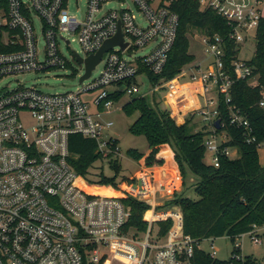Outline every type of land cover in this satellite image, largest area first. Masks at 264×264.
<instances>
[{"label":"built area","instance_id":"built-area-1","mask_svg":"<svg viewBox=\"0 0 264 264\" xmlns=\"http://www.w3.org/2000/svg\"><path fill=\"white\" fill-rule=\"evenodd\" d=\"M173 1L87 0L84 13L77 16L69 11L70 0H0L1 37L7 45L17 48L0 52V264H84L85 257L95 264H194L200 243L184 233L179 206L164 209L167 201L163 197L177 188L166 185L164 172L143 168L129 187L107 194L89 189L87 180L68 161L72 134L94 140L102 159L119 156L118 139L107 134L114 122L102 116L117 108L118 95L133 97L139 93L136 77L140 62L155 74L162 73L180 23L179 14L170 8ZM111 2H118L120 8H107ZM200 3L203 8H213L233 26L231 37L240 51L249 32L258 28L263 17L260 4L264 0ZM34 16L41 23L43 46ZM119 28L126 46L117 44L104 52L96 66H103L100 76L85 86L80 83L76 91L48 93L35 86L1 85L10 76L72 66L60 42L69 47L77 40L83 54L73 51L74 58L77 60V54L86 58L114 37ZM202 43L212 61L207 72L200 69L199 75H192L190 80L201 83L205 102L198 110L209 130L205 145L212 154V164L218 167L221 154L233 158L232 150L238 151L224 146L230 141L226 132H217L219 96L224 95L229 103L234 80L249 79L254 70L250 60L238 54L233 61V79L226 69L223 39L203 35ZM147 47L146 54L134 55L136 50ZM81 64L84 75L85 66ZM186 75L188 70L184 69L172 79H162L150 93L167 91L168 96L173 81L180 84ZM111 86L116 89L110 91ZM212 89L217 92L216 100L206 96ZM84 93L93 95L96 112H91ZM184 97L179 94L174 102ZM259 104L264 107V94ZM230 113L232 123L244 127L247 140L254 141L249 118L236 106H230ZM26 116L32 120L30 123ZM127 195L150 205L144 213L148 229L141 235L125 230L131 214L122 199ZM162 199L164 204L160 203ZM169 218L173 226L161 239L153 226ZM177 218L180 224L174 231ZM246 233L252 235L255 244L264 242V226L254 225ZM235 247L238 252L234 257L243 259L241 244L235 241ZM217 252L214 249L210 255L216 258Z\"/></svg>","mask_w":264,"mask_h":264},{"label":"trees","instance_id":"trees-1","mask_svg":"<svg viewBox=\"0 0 264 264\" xmlns=\"http://www.w3.org/2000/svg\"><path fill=\"white\" fill-rule=\"evenodd\" d=\"M170 8L179 14V28L175 44L169 53L167 64L162 73L155 74L140 62L139 73H146L153 85L162 79L176 77L190 64L196 55L191 53V35L194 30L203 35H219L224 42L226 69L233 79V61L240 52L239 45L231 37L233 26L213 8H203L200 0H174ZM256 47L250 64L253 75L249 79H235L231 87V101L224 95L219 96V118L224 127L217 132H226L230 141L224 146L237 148L239 157L231 158L221 154L219 166L205 161L207 148L205 138L209 134L208 126L195 130L191 124L195 113L183 124H179L167 108L161 109L155 93L136 96L126 103L123 109L132 115L139 113L130 131L135 135L145 136L148 150L142 152L136 148L128 150V155L136 160L140 167L168 166L182 178L183 186L190 179L198 198H191L184 191L175 192L165 206L177 205L183 215V230L197 242L230 235L233 240L241 233L249 232L254 225L264 226V165L260 163L259 148L264 142V107L259 102L264 94V17L261 18L255 35ZM17 48L7 45L0 34V52H9ZM255 79L254 83L251 79ZM122 96L118 95L117 98ZM236 106L247 116L254 128V141H248L244 127L232 123L230 106ZM94 140L81 134H72L69 139L70 156L68 161L77 174L87 180V187L96 192L116 194L122 182L135 179L123 176L120 181L122 166L119 156L110 158L115 171L114 176L103 172L94 174L95 163L102 159L96 151ZM97 175L95 178L94 176ZM109 188V190H107ZM131 208V214L125 230L136 231L140 235L148 229L144 213L150 205L131 195L122 198ZM173 226L171 218L158 221L153 226L159 238H165ZM264 236V233H262ZM238 249L234 246L232 256L227 261L213 258L200 247L196 248L194 264H256L253 256L235 258ZM84 264H95L84 260ZM102 264V263H100Z\"/></svg>","mask_w":264,"mask_h":264},{"label":"rangeland","instance_id":"rangeland-1","mask_svg":"<svg viewBox=\"0 0 264 264\" xmlns=\"http://www.w3.org/2000/svg\"><path fill=\"white\" fill-rule=\"evenodd\" d=\"M86 1L87 0H70L69 3V11L71 13L76 14L77 16H80L84 13L86 8ZM107 8H113V9H119L120 4L118 2H111ZM260 8L262 10V13L264 15V3L260 4ZM34 23L37 29L38 36L40 38V46L44 45V39L42 38L41 34V23L37 16H34ZM257 29H254L249 32L247 39L242 43L241 45V51L239 53V57L244 60H251L255 53V47H256V35ZM202 36L203 34L198 31L194 30L191 35V53H194L196 55V59L201 62V67L196 66V63L190 64L186 69L188 70V75L181 78V82H185L187 80H190L192 75H199V70L203 72H207L209 70V65L212 61V59L208 56L207 53L204 52V46L202 43ZM60 48L62 50V53L67 57V59L72 63V66L66 67V68H52L46 71H37V72H30V73H22L15 76H10L4 81L1 82L2 86H7L9 88H15L18 84L24 87H31L35 86L38 89L48 92V93H65L68 91H76L80 85V77L84 72L83 65L74 58L73 51H76L80 54H83L80 43L77 40H73L71 42V45L69 47H66L63 42H60ZM149 50V47L147 48H140L135 51L134 55H144ZM125 56L128 55V53H124ZM195 62V61H194ZM103 69L102 65H99L92 74V77L90 79H87L84 81L83 85H87L93 80L97 79L101 71ZM137 84L139 86V93L136 94L133 97L136 96H142V95H148L149 98L153 97V94H150V90L153 88V84L151 83L148 75L146 73H139L136 77ZM256 81V78L251 79V82L254 83ZM184 86L185 90L179 94H188L189 96L196 95V92L198 91V84L196 85H180L177 81H173V88L176 86ZM173 88L169 95L167 96V91L162 92H156L155 93V102L158 100L160 102V108H169L167 107L168 104L174 102L175 97H177L179 94L173 93ZM110 91H114L116 87H109ZM207 98H214L217 99V92L215 89L209 90L207 92ZM83 97L89 101L90 110L91 112H96L97 108L95 104L92 101L93 95L92 94H83ZM127 94H123L117 101L116 109L111 111L110 113L104 114L102 116V119L104 120H112L114 122V126L107 131V134L114 136L118 139V146H119V159L122 166L121 176L118 178V181L121 180L122 175L123 176H129L134 177L139 171H140V165L139 163L131 158L128 155V150L131 148H136L142 152H146L148 150V142L143 135H135L130 131L131 125L136 121V119L139 116V113L136 112L132 115H129L124 109V105L128 103L131 98ZM191 98V97H190ZM188 98L182 101L183 104L186 102H189L191 108H193V104L191 103V99ZM193 98V97H192ZM200 103L205 102V98L200 96L199 98ZM179 105H181L179 103ZM171 106V105H170ZM169 110V109H168ZM172 111V110H170ZM191 113H195L194 118L192 119L191 124L194 126L195 130H200L204 127L205 122L203 120V115L199 112L198 109L190 111L185 117H180L176 112L174 113V109L172 111V116L176 118L177 122L179 124H183L188 117L191 116ZM26 122L30 123L32 120L26 116L25 117ZM239 152L236 150H232V157L237 158L239 157ZM259 159L260 163L264 165V142L261 144L259 148ZM205 161L208 164L212 163V154L207 151ZM171 169V168H170ZM94 174H100L104 173L106 176H114L115 171L111 167L110 159H100L95 163V167L92 169ZM173 170V169H171ZM174 174L168 173L166 178V185H171L173 183V179L175 176H178L177 173L173 170ZM97 175L94 176V178ZM192 179L188 182L187 186H183V181L178 182V188H176L175 192L184 191L186 195H188L191 198H198L197 194L194 192L192 187ZM130 186V182L125 181L120 184V189H126ZM174 193L171 195H166L163 197L165 201H170V199L173 198ZM171 196V197H169ZM169 197V198H168ZM166 203V202H165ZM160 205V204H159ZM164 207V206H163ZM171 205L165 206L164 209L171 210ZM162 208V205H160V209ZM162 210V209H161ZM177 226V225H176ZM235 241L239 242L241 244V252L242 256H253L256 259V264H264V242L261 244H255L252 238V235L250 233H245L243 236L236 237L235 240L232 239L230 235H224L219 238L215 239H204L200 243V248L205 251L206 253L212 252L214 249H216L217 256L216 258L222 261H227L232 256V251L235 246ZM110 252V249L107 250ZM112 251V250H111Z\"/></svg>","mask_w":264,"mask_h":264},{"label":"crops","instance_id":"crops-1","mask_svg":"<svg viewBox=\"0 0 264 264\" xmlns=\"http://www.w3.org/2000/svg\"><path fill=\"white\" fill-rule=\"evenodd\" d=\"M263 17H264V15H263ZM194 63H196V66H198V67H201V62H200V60L198 61V59L197 60H195V62ZM181 85H186V84H190V85H196V84H198V91L196 92V95H195V93H194V95H192V96H189L188 94H185V97H184V99H181V100H179V101H177V102H173V103H170V105L168 104V106L167 107H169V108H167V109H171L172 111H173V109H174V113L176 112L180 117H185V115H187L190 111H192V110H195V109H198L201 105H203L204 103H200V101H199V98H200V96H202V94H201V92H202V89H201V83H200V81H192V80H187V81H185V82H182V83H180ZM199 93V94H198ZM151 94V93H150ZM191 97V98H190ZM193 97V98H192ZM202 97H204V96H202ZM188 98H190L191 99V103L193 104V108H191V107H189V106H191L190 105V103L189 102H186L185 104H183L182 103V101L184 102V100H186V99H188ZM205 98V97H204ZM179 103L181 104V105H179ZM172 111H170L171 112V115H173L172 114ZM104 116V115H103ZM143 168L142 167H140V170H142ZM145 169H148V170H152V171H155V172H164L165 173V176L168 174V173H171V174H174V172H173V170H171L168 166H154V167H151V168H145ZM193 180V179H192ZM180 183V182H182V178L181 177H179V176H175V178L173 179V183H172V185L173 186H177V188H178V184L177 183ZM164 202L165 201H163V199L160 201V203H163L164 204Z\"/></svg>","mask_w":264,"mask_h":264},{"label":"water","instance_id":"water-1","mask_svg":"<svg viewBox=\"0 0 264 264\" xmlns=\"http://www.w3.org/2000/svg\"><path fill=\"white\" fill-rule=\"evenodd\" d=\"M117 44H119L122 47L126 46V43L124 42V37L122 35L120 28L117 34L114 37L106 40L104 44L102 45V47L96 53L90 54L86 58H83L77 54V60L80 63H83L85 66V73L84 75L80 77V80H79L80 83L84 82L87 78L91 76L93 70L96 68L97 64H99V62L101 61L104 52H106L107 50H109L110 48H112L114 45H117ZM215 126L218 129H221V118H218L215 121Z\"/></svg>","mask_w":264,"mask_h":264},{"label":"bare ground","instance_id":"bare-ground-1","mask_svg":"<svg viewBox=\"0 0 264 264\" xmlns=\"http://www.w3.org/2000/svg\"><path fill=\"white\" fill-rule=\"evenodd\" d=\"M176 81V80H175ZM185 90V87L184 86H176L173 88V93L174 94H179L181 92H183ZM180 222H179V218H177V226L176 228L174 229V231L177 229V227L179 226Z\"/></svg>","mask_w":264,"mask_h":264}]
</instances>
